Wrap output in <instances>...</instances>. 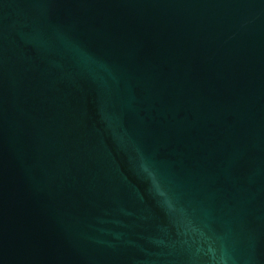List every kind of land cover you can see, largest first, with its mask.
<instances>
[{"label":"water","instance_id":"water-1","mask_svg":"<svg viewBox=\"0 0 264 264\" xmlns=\"http://www.w3.org/2000/svg\"><path fill=\"white\" fill-rule=\"evenodd\" d=\"M0 264H264V0H0Z\"/></svg>","mask_w":264,"mask_h":264}]
</instances>
